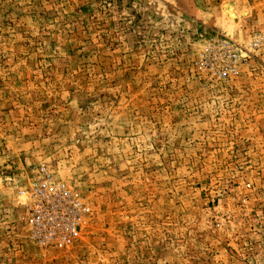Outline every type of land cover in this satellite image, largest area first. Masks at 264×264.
<instances>
[{"label": "rangeland", "instance_id": "1", "mask_svg": "<svg viewBox=\"0 0 264 264\" xmlns=\"http://www.w3.org/2000/svg\"><path fill=\"white\" fill-rule=\"evenodd\" d=\"M0 264H264V0H0Z\"/></svg>", "mask_w": 264, "mask_h": 264}, {"label": "bare ground", "instance_id": "2", "mask_svg": "<svg viewBox=\"0 0 264 264\" xmlns=\"http://www.w3.org/2000/svg\"><path fill=\"white\" fill-rule=\"evenodd\" d=\"M227 9H228V8H227ZM231 9H232V8L229 7V11H227L226 13H227L231 18H233V16L229 14V12L231 13ZM232 10H233V9H232Z\"/></svg>", "mask_w": 264, "mask_h": 264}]
</instances>
